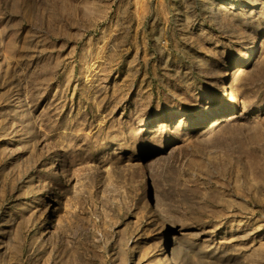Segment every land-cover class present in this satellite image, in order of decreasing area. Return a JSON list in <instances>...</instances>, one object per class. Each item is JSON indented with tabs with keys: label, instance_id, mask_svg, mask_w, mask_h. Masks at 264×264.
<instances>
[{
	"label": "rangeland",
	"instance_id": "obj_1",
	"mask_svg": "<svg viewBox=\"0 0 264 264\" xmlns=\"http://www.w3.org/2000/svg\"><path fill=\"white\" fill-rule=\"evenodd\" d=\"M257 1L0 0V264H264Z\"/></svg>",
	"mask_w": 264,
	"mask_h": 264
},
{
	"label": "bare ground",
	"instance_id": "obj_2",
	"mask_svg": "<svg viewBox=\"0 0 264 264\" xmlns=\"http://www.w3.org/2000/svg\"><path fill=\"white\" fill-rule=\"evenodd\" d=\"M241 7L242 4H238ZM261 6H264V1H257L256 2V5L254 7H261ZM225 5L223 3H220L219 5H217L216 9H215V13L213 12L212 13V16L213 17H218L219 16V11L221 9H225ZM155 198H154V202H153V208L156 210V211H162L163 209V203H162V200H161V197L158 195V193L155 192ZM185 252V244L184 242L181 240L177 243L175 249H174V252L172 254V257H171V261H172V264H180V260H181V257L183 256Z\"/></svg>",
	"mask_w": 264,
	"mask_h": 264
}]
</instances>
